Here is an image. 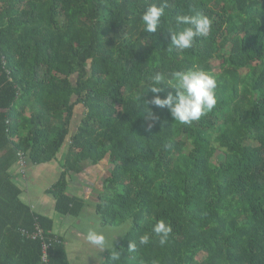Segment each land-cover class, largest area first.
I'll return each mask as SVG.
<instances>
[{
	"label": "trees",
	"instance_id": "1",
	"mask_svg": "<svg viewBox=\"0 0 264 264\" xmlns=\"http://www.w3.org/2000/svg\"><path fill=\"white\" fill-rule=\"evenodd\" d=\"M153 3L167 6L150 33L141 16ZM197 13L211 21L207 36L171 46L170 31L185 27L176 17ZM189 68L216 79L214 108L181 125L147 104L149 119V77ZM164 87L162 98L174 94ZM69 140L50 190L58 212L83 213L71 181L109 160L98 214L109 227L132 222L103 264H264V0H0V264H43L39 227L51 264H71L55 222L22 201L15 175L20 154L51 163ZM161 220L172 228L166 245L154 234L141 245Z\"/></svg>",
	"mask_w": 264,
	"mask_h": 264
},
{
	"label": "clouds",
	"instance_id": "2",
	"mask_svg": "<svg viewBox=\"0 0 264 264\" xmlns=\"http://www.w3.org/2000/svg\"><path fill=\"white\" fill-rule=\"evenodd\" d=\"M166 3L157 5L151 4L142 14L141 19L144 30L147 32L157 31L161 17L165 14ZM178 25H184L179 31H170L171 46L183 50L193 46L197 38L207 36L211 28L209 18L197 13L194 15H179L176 17ZM165 85L173 91L167 92L162 98L161 93L165 92ZM154 95L152 99L146 102L147 117L156 119L155 113L147 104L159 108H167L174 121L181 125H191L195 121L211 111L217 103L215 89L217 87L216 79L208 72L200 68H189L184 70H175L171 72H154L145 85ZM85 239L92 245L105 250L106 237L98 231L94 225H86ZM172 232L170 224L163 220L156 222L152 226L151 234H145L139 237V243L146 245L150 243L152 235L158 238L161 246L166 245ZM129 252L136 251V244L130 242ZM116 259V256L112 257Z\"/></svg>",
	"mask_w": 264,
	"mask_h": 264
},
{
	"label": "crops",
	"instance_id": "3",
	"mask_svg": "<svg viewBox=\"0 0 264 264\" xmlns=\"http://www.w3.org/2000/svg\"><path fill=\"white\" fill-rule=\"evenodd\" d=\"M71 143L70 141L64 148L58 160L43 165H34L29 162L24 172H21L23 169L18 166L15 169L16 179L23 191L22 201L39 216L55 222L54 234L65 241L71 264H103L107 252L117 247L127 234L121 235L116 227L105 226L97 211L100 197L105 192V182L111 176L113 166L109 160L98 166L86 163L83 173L75 175L71 181L69 193L84 199L87 206L79 217L61 215L57 209L58 201L50 194V190L61 180L65 172L63 160ZM88 166L94 167L95 176L91 177L87 174ZM82 182L89 191L85 190L86 192L79 194L78 187L80 188ZM88 224L94 225L105 235V250L90 244L85 239Z\"/></svg>",
	"mask_w": 264,
	"mask_h": 264
},
{
	"label": "rangeland",
	"instance_id": "4",
	"mask_svg": "<svg viewBox=\"0 0 264 264\" xmlns=\"http://www.w3.org/2000/svg\"><path fill=\"white\" fill-rule=\"evenodd\" d=\"M213 66H214V69H215V71L217 73H221L222 68H221V63H220L219 60H215L213 62ZM85 113H86V109H84L82 106H79L77 108L76 114H75V117H74V121H73V124H72V127H71L73 134L77 133V131H78V129H79V127H80V125H81L84 117H85ZM215 139H216V136L214 135L213 136V140H215ZM223 156H224V152L223 151H219V157L218 158L220 159ZM102 168L105 169L106 167H102ZM94 170H95L94 167L88 166V168H87V174L91 175V177L93 175L95 176V174L93 173ZM77 182H80V181H77ZM85 190L86 191H89L87 189V187H85L84 182L80 183V188L78 187V192L77 193H79V194L82 193L83 194V192H86ZM73 193H75V192H73ZM131 227H132V222L129 221L125 225H123L121 227H116V228H117V232L119 234L124 235V234H126L131 229Z\"/></svg>",
	"mask_w": 264,
	"mask_h": 264
},
{
	"label": "built area",
	"instance_id": "5",
	"mask_svg": "<svg viewBox=\"0 0 264 264\" xmlns=\"http://www.w3.org/2000/svg\"><path fill=\"white\" fill-rule=\"evenodd\" d=\"M20 160H21V167H22V171L24 172V169L27 166V162H26V158L23 154H20ZM32 239L35 241H43L44 243V250H43V264H51V255H50V250L52 249V243H50L47 239V235L45 233V231L39 227L37 230V233L35 235L32 236Z\"/></svg>",
	"mask_w": 264,
	"mask_h": 264
}]
</instances>
